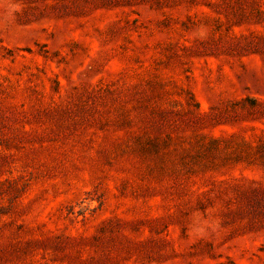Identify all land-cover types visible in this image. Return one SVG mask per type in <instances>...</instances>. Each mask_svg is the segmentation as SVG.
Returning <instances> with one entry per match:
<instances>
[{
    "label": "rangeland",
    "instance_id": "obj_1",
    "mask_svg": "<svg viewBox=\"0 0 264 264\" xmlns=\"http://www.w3.org/2000/svg\"><path fill=\"white\" fill-rule=\"evenodd\" d=\"M0 264H264V0H0Z\"/></svg>",
    "mask_w": 264,
    "mask_h": 264
}]
</instances>
